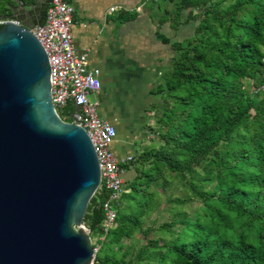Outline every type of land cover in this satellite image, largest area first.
Here are the masks:
<instances>
[{
    "label": "trees",
    "instance_id": "obj_1",
    "mask_svg": "<svg viewBox=\"0 0 264 264\" xmlns=\"http://www.w3.org/2000/svg\"><path fill=\"white\" fill-rule=\"evenodd\" d=\"M164 1L163 12L170 15L173 5L177 23L202 18L185 46L154 33L173 50L169 76L154 91L162 98L156 139L123 164L135 175L125 178V202L94 264H264V0ZM10 2L0 0V9ZM248 81L253 97L243 90ZM96 193L83 220L94 234L107 198ZM162 193L160 237H148L128 258L129 249L115 245L127 227L149 233L141 217Z\"/></svg>",
    "mask_w": 264,
    "mask_h": 264
},
{
    "label": "water",
    "instance_id": "obj_2",
    "mask_svg": "<svg viewBox=\"0 0 264 264\" xmlns=\"http://www.w3.org/2000/svg\"><path fill=\"white\" fill-rule=\"evenodd\" d=\"M50 0L0 13V264H94L82 227L100 183L92 141L54 109L46 52L30 31Z\"/></svg>",
    "mask_w": 264,
    "mask_h": 264
},
{
    "label": "rangeland",
    "instance_id": "obj_3",
    "mask_svg": "<svg viewBox=\"0 0 264 264\" xmlns=\"http://www.w3.org/2000/svg\"><path fill=\"white\" fill-rule=\"evenodd\" d=\"M164 2L161 0L153 4L150 0H145L144 7H149L151 16L147 15L145 8L144 11L142 9L134 11L136 13L134 17L126 16V19L132 21V38L130 42L125 41L122 44L124 57L120 60L119 69H116L118 73L115 79L104 84V102L101 109L103 113L117 119L115 143L121 151H126L124 157L140 153L143 146L156 139V121L159 115L157 108L162 103V98L154 91L157 84L164 77L169 76L170 70L166 67L173 50L169 44H164L155 37V31L163 33L169 37L170 41H176L185 46L194 35L195 25L202 18V15H197L195 12V18L188 22L179 21L177 23L178 16L174 17L173 14L174 6L169 4L166 7L168 11H171V14L167 15L163 12L166 3ZM229 2L230 0H225L223 3ZM260 45L264 49V39ZM243 90L245 94L254 96L255 89L250 81L245 82ZM88 98L91 102L94 100L92 95ZM64 119L67 120L65 117ZM134 175L135 171L132 167L125 168L126 180H131ZM173 191L178 194L182 193L179 188ZM94 196L99 198L96 192ZM164 200L165 195L162 193L161 198L156 200L155 206L141 217L142 229H151L148 234L128 227L123 230L121 241L115 247L118 248L123 244L121 252L129 249L128 258L134 257L135 252L146 243L148 237H160L157 227L167 217ZM123 202L125 198L121 195L115 203V208L121 206ZM197 202L193 200L192 205ZM99 234H90L93 244H100L95 240ZM165 237L168 238V236Z\"/></svg>",
    "mask_w": 264,
    "mask_h": 264
},
{
    "label": "built area",
    "instance_id": "obj_4",
    "mask_svg": "<svg viewBox=\"0 0 264 264\" xmlns=\"http://www.w3.org/2000/svg\"><path fill=\"white\" fill-rule=\"evenodd\" d=\"M142 6L140 4L132 8V11H141ZM118 8L114 5L109 7V11ZM74 23L72 5L66 0H50L44 23L33 26L30 31L39 40L47 55L51 101L55 111L63 121L84 128L92 141L100 168V183L96 192L107 193V198L102 202L104 218L101 232L95 237L96 242H101L116 225L115 203L123 192L128 191L125 189L123 164L131 160L132 156L119 158L113 151L112 146L117 138L115 119H109L99 111L102 104L101 71L97 67L89 66L87 52L76 50L72 34ZM259 89H264V74ZM89 95L94 97L92 102ZM70 105L73 106L72 111L69 109ZM82 227L91 234L84 222ZM91 244L95 254L99 245L93 244L92 240Z\"/></svg>",
    "mask_w": 264,
    "mask_h": 264
},
{
    "label": "crops",
    "instance_id": "obj_5",
    "mask_svg": "<svg viewBox=\"0 0 264 264\" xmlns=\"http://www.w3.org/2000/svg\"><path fill=\"white\" fill-rule=\"evenodd\" d=\"M74 8V25L72 28L75 48L78 52H87L88 63L101 71L102 91L101 107L104 102V84L113 80L118 73L119 64L123 55V43L130 42L132 38L131 15L132 8L143 4L145 0H66ZM118 6L110 12L109 7ZM142 11V12H143ZM129 17V16H128ZM101 113L109 119H117ZM113 151L119 158L124 157V152L116 145Z\"/></svg>",
    "mask_w": 264,
    "mask_h": 264
},
{
    "label": "flooded vegetation",
    "instance_id": "obj_6",
    "mask_svg": "<svg viewBox=\"0 0 264 264\" xmlns=\"http://www.w3.org/2000/svg\"><path fill=\"white\" fill-rule=\"evenodd\" d=\"M5 12H7V10H1L0 9V13H5Z\"/></svg>",
    "mask_w": 264,
    "mask_h": 264
}]
</instances>
